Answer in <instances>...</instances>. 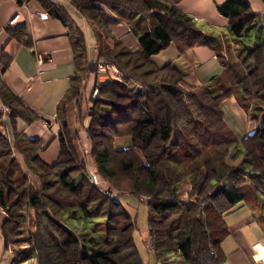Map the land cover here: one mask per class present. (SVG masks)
<instances>
[{"label":"trees","instance_id":"obj_1","mask_svg":"<svg viewBox=\"0 0 264 264\" xmlns=\"http://www.w3.org/2000/svg\"><path fill=\"white\" fill-rule=\"evenodd\" d=\"M42 1L71 29L77 76L103 66L110 81L98 85L87 115L85 157L93 161L91 171L87 159L78 156L63 116L59 158L46 163L41 157L44 142L27 137L17 123L23 119L31 124L40 117L0 80V126L5 123L12 134L0 131L6 252L21 262L37 255L38 264H145L134 241L135 220L108 196L107 186V191L146 202L150 251L163 263L176 252L187 264H223L222 243L231 234L226 216L257 205L264 195L260 16L247 0H228L218 7L229 20L233 49L215 33L204 32L188 14L158 0H70L97 39L98 59L88 65L85 34L64 7ZM120 22L137 37L138 51L111 33L109 26ZM12 36L30 49L25 26ZM171 46L181 57L195 47L209 48L223 73L208 85H188L179 66L159 67L153 59ZM73 92L80 93V87ZM233 96L257 124L255 133L243 140L227 124L222 108ZM118 138L131 139L130 146L116 149ZM34 175L40 188L32 183ZM187 185L191 189L185 198ZM32 212L35 231L24 238L22 229Z\"/></svg>","mask_w":264,"mask_h":264},{"label":"crops","instance_id":"obj_2","mask_svg":"<svg viewBox=\"0 0 264 264\" xmlns=\"http://www.w3.org/2000/svg\"><path fill=\"white\" fill-rule=\"evenodd\" d=\"M50 1L64 7L74 24L85 34L87 63L88 65L95 63L98 59V45L95 32L88 21L72 7L70 0ZM158 1L188 14L204 32L219 36L225 47L230 43L232 46L235 45L233 36L225 33L229 29V20L218 10V7L228 0ZM247 1L253 12L260 16L264 27V0ZM44 7L42 0H0V80L40 117L39 121L31 124L18 119V128L27 137L44 142L45 149L41 152V157L52 165L57 162L60 154L59 134L62 129V116L65 117L74 136L78 156L84 159L87 146L84 131L88 129L90 123L86 116L91 106V98L97 95V86L110 79L106 72L100 71V66L97 72L88 75L86 71L77 76L75 62L77 52L73 48L75 39L71 35V29L60 19L53 17ZM24 26L29 40L32 41L30 49L12 36L14 30ZM109 27L111 33L129 49L132 51L140 49L137 37L126 23L120 22ZM257 39L256 34H253V41ZM215 56L207 47H195L181 57L176 48L171 46L153 59L159 67L168 63L179 66L182 72L187 74L185 81L188 85L202 86L208 85L214 77L223 73V67ZM9 59L12 61L6 69L5 63ZM79 87L80 93H74V89ZM62 103L66 105L61 109ZM222 108L227 124L239 139L243 140L255 133L256 122H253L249 114L241 108L236 97L226 100ZM5 126V124L0 126V131L12 138L9 126L6 128ZM77 131H80L81 137L77 135ZM130 142L129 138H118L115 148H127ZM90 170L94 171L92 164ZM31 180L36 188H40L38 177L34 175ZM190 189L189 185L183 189L185 198ZM123 200L120 199L119 202L135 208L140 206L133 196H125ZM258 204L261 207H257ZM263 207L264 195H261L257 205H245L226 216L231 234L222 243L221 250L225 255L223 264H264ZM7 217L0 208V264H25L26 262L12 258L5 250L2 227Z\"/></svg>","mask_w":264,"mask_h":264},{"label":"rangeland","instance_id":"obj_3","mask_svg":"<svg viewBox=\"0 0 264 264\" xmlns=\"http://www.w3.org/2000/svg\"><path fill=\"white\" fill-rule=\"evenodd\" d=\"M225 33L228 36L232 35L231 34V31L229 29ZM232 48L235 49L234 46ZM97 96L98 95L93 96L95 98L94 99L91 98V100L93 101V100L97 99ZM5 109H7V108H5ZM89 110H90V108H89ZM77 135L79 137H81L80 136L81 135L80 131H77ZM83 137H84V135H83ZM88 148H89V145H88V142H87V146H86L85 153L88 150ZM84 158L87 159V163L89 165H91V164L94 165L93 164V161L91 159H88V157H85V156H84ZM85 170H87V167L85 168ZM106 187L107 186H105V187L103 186V188L106 189V192H111V191H107V188ZM112 192L115 193V194H117V192H115V191H112ZM117 195L122 200H123V197L130 196V195L120 196L119 194H117ZM109 197H111V196H109ZM113 200L116 201V202H118L117 201V198H115ZM118 203H122L123 206H124V208L126 209V211L129 213V215L131 217H133V219L135 220L136 228H135V232H134V241H135V244H136V246H137V248L139 250V253L141 255V258L143 259V262L145 264H163V259L164 258H160V259L159 258H156L155 255H153V253L149 250L150 249V246H149V243L147 242V233H148V225H147L148 224V208H147L146 202H144L143 204H140V201L138 200V203L140 204V206L138 208L129 206L127 203H123V202H118ZM258 205L259 206H257V207H261L260 204H258ZM263 209H264V207H263ZM34 216H36V215L32 212L31 215L29 216L28 220H27V223L25 224V226H23V229L22 230H23V237L24 238L28 237V232L29 231H35V229L32 227V224L35 221ZM180 258H181V260H178ZM166 260L170 264H187L185 262L184 258L182 257V255L180 253H176V252H175V254H172V255L168 256V258H166ZM170 260H171V262H170ZM25 264H38L37 255H34L31 259H29L28 261H26Z\"/></svg>","mask_w":264,"mask_h":264},{"label":"built area","instance_id":"obj_4","mask_svg":"<svg viewBox=\"0 0 264 264\" xmlns=\"http://www.w3.org/2000/svg\"><path fill=\"white\" fill-rule=\"evenodd\" d=\"M100 71L102 72V73H104V72H106L105 71V68L103 67V66H101L100 67ZM99 71V72H100ZM3 111L5 112V113H7V109H5L4 107H3ZM107 194H108V196H111V199H115V198H117V201L119 202L120 201V198L118 197V195L117 194H115V193H111V192H107Z\"/></svg>","mask_w":264,"mask_h":264}]
</instances>
